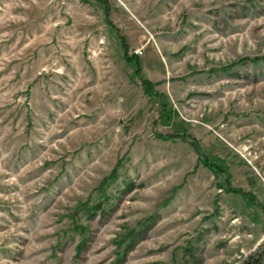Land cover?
<instances>
[{"label": "rangeland", "instance_id": "1", "mask_svg": "<svg viewBox=\"0 0 264 264\" xmlns=\"http://www.w3.org/2000/svg\"><path fill=\"white\" fill-rule=\"evenodd\" d=\"M0 264H264V0H0Z\"/></svg>", "mask_w": 264, "mask_h": 264}, {"label": "trees", "instance_id": "2", "mask_svg": "<svg viewBox=\"0 0 264 264\" xmlns=\"http://www.w3.org/2000/svg\"><path fill=\"white\" fill-rule=\"evenodd\" d=\"M136 59H137V58H136ZM136 59H135V62H134L133 60H130V61H132V62H134V63L136 64V68H137V70H138V72H139V71H140V66H139V62H137ZM142 83H143L144 85H146L147 88H150V87H149V86H150V82H149L148 79H143Z\"/></svg>", "mask_w": 264, "mask_h": 264}]
</instances>
